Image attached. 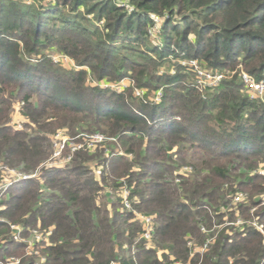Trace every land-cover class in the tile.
I'll list each match as a JSON object with an SVG mask.
<instances>
[{
    "label": "trees",
    "instance_id": "trees-1",
    "mask_svg": "<svg viewBox=\"0 0 264 264\" xmlns=\"http://www.w3.org/2000/svg\"><path fill=\"white\" fill-rule=\"evenodd\" d=\"M150 14L163 17L159 45L148 33ZM55 54L76 68H63ZM189 59L264 79V0H0V163L33 172L52 154L44 132L57 129L109 140L94 155L79 150L67 168L43 169L40 182H17L0 196V262L24 254L10 237L11 221L53 228L43 264L186 262L187 240L201 244L215 234L189 264H264V235L247 221L253 215L264 232V175L256 172L264 167V102L250 99L237 75L200 92L179 63ZM124 78L144 91L161 88L159 103L148 105L131 88L86 84ZM15 103L32 123L50 119L42 134L8 124ZM115 145L131 158L113 153ZM183 167L191 170L180 173ZM106 188L114 200L104 205L98 196ZM237 191L247 201L233 209L228 196ZM133 211L153 217L150 248L137 240ZM238 216L243 225L218 227ZM159 250L169 255L160 259ZM20 264L36 263L24 256Z\"/></svg>",
    "mask_w": 264,
    "mask_h": 264
},
{
    "label": "built area",
    "instance_id": "built-area-1",
    "mask_svg": "<svg viewBox=\"0 0 264 264\" xmlns=\"http://www.w3.org/2000/svg\"><path fill=\"white\" fill-rule=\"evenodd\" d=\"M129 11L132 10V7L129 5H126ZM150 18L153 20L154 24L148 28V33L151 38V41L154 43L156 40L159 44L161 41L160 38V30L161 25L163 22V17H160L156 14H150ZM55 56V55H54ZM52 57L53 61L58 63L61 60H70L67 56L62 54H57L55 57ZM73 63V62H72ZM181 66H184L187 70H189L193 75V86L196 87L200 92L204 91L205 89H210L213 87L218 86L222 81L229 80L232 78L233 75H237L239 82L241 83L244 92L248 95L250 99H257L262 102H264V79L255 80L250 74L245 72L242 67H239L235 71H213L211 69L203 67L199 62H197L194 59L189 60H180L179 61ZM74 68L76 66L73 64ZM171 73H174V69L171 70ZM126 79L120 80L118 82L109 83L105 81L98 82L99 85L102 88H111L114 92L121 93L124 91L125 88H131L134 90L133 96L135 97H141L144 94V90L135 87L131 80L127 79L128 81H125ZM161 98V89H158L155 92L154 100L156 102H159ZM76 137L81 138L83 135L81 133H78ZM52 141H54L52 145V154L49 157V159L43 164L42 169H64L66 165L71 161L72 155L78 150L81 149H92L94 143H99L104 140L103 135L101 133H94L92 135L85 136L82 143H70L68 142L67 136H64V133H62L60 130L56 131L54 135L51 136ZM67 149L69 150L67 155H63V151ZM41 169V170H42ZM1 170L2 171V180L0 182V196H6L7 192L5 190L7 187H11L14 185V183L20 182V181H26L30 179H34L36 177H40L41 171L39 168H37L36 171L24 173L22 171H19L14 168H8L3 167L0 168V178H1ZM191 170L190 167H183L180 170V173H186ZM259 174L263 175V172L258 171ZM96 175L101 174V167L97 168L95 170ZM175 182L178 183L179 179L176 178ZM123 192L126 193L124 197L122 198L123 206L130 210L131 206L130 203L127 200L128 192L124 190ZM230 198L231 206H233V209H236L235 206L238 204L244 203L247 201V195L243 192L237 191L234 194H230L228 196ZM124 198V199H123ZM261 202L260 205L264 206V194L260 197ZM2 206V205H0ZM3 207V206H2ZM232 209V208H231ZM1 210V207H0ZM226 208H222L221 211L224 213L226 212ZM255 211V208L250 209V213L253 214ZM133 220L138 221V223L141 225V232L138 234L137 240H143L145 247L150 248L152 247L151 240H152V234H153V217L150 215H144L139 214L133 211ZM2 221H5L4 219H1ZM6 223L9 225L11 238L16 241L24 244V251L26 255H39L38 250L40 248H43L44 245H50V235L52 232L51 228L48 229H40L39 227L35 228H26L22 224L15 225L14 223L6 221ZM235 225L241 226L243 225V221L238 217L235 219L234 222ZM256 228L264 235L263 228L261 224H258L257 222L252 223ZM202 231H206L205 227H201ZM26 231L27 237L23 238L22 236L24 232ZM215 236H210L209 238H206L205 241L201 244H196L193 240H187V245L190 249L189 258L186 262H182L180 260H175L174 258H170L169 264H189L190 259L193 257V255L200 254L207 252L209 249V246L214 242ZM135 245V244H134ZM134 245H132L131 249L132 252H134ZM124 248H127V245H124ZM41 251V250H40ZM41 254V252H40ZM42 256V254H41ZM43 263L45 262V258L42 257ZM20 259L15 258L14 256H11L10 258H6L4 261L0 262V264H19ZM110 264H121L119 261H111Z\"/></svg>",
    "mask_w": 264,
    "mask_h": 264
},
{
    "label": "rangeland",
    "instance_id": "rangeland-1",
    "mask_svg": "<svg viewBox=\"0 0 264 264\" xmlns=\"http://www.w3.org/2000/svg\"><path fill=\"white\" fill-rule=\"evenodd\" d=\"M152 44H154V43H157L156 42V40L154 41V43L153 42H151ZM156 45H159V44H156ZM57 54H55V56H56ZM54 55H52V57H53ZM54 56V57H55ZM32 59H35V56H32ZM53 60V59H52ZM57 64H59L60 66H62L63 68H65V69H71V68H74V66H73V64L74 63H72V61H70V60H61L60 62H58ZM173 68H171V67H169L168 68V71L167 72H169V73H171V70H172ZM163 71H165L163 68H160L159 69V73H161V72H163ZM193 76V75H192ZM124 79H126L125 81H128L127 79H129V78H124ZM130 80V79H129ZM114 82H116V81H111V82H109V83H114ZM86 84H88V85H91V86H96V87H99L100 89L102 88L100 85H99V83L95 80V79H92V80H89ZM102 89H106V88H102ZM109 90H111V88H108ZM159 89H161V88H159ZM113 91V90H112ZM157 91V90H156ZM155 90H146V91H144V94H143V96H142V98L141 97H138L141 101H144L145 103H148V105H153V104H156V103H159V102H156L155 100H154V97H155V92H156ZM132 92H134V90L132 89ZM10 120H9V122H8V124L9 125H11L12 126V128L13 129H15V130H25L26 132H28V133H30V134H42V132H41V130L39 129V126L41 125V124H43L44 122H48L50 119H47V120H42V121H40V122H37V123H32L31 121H29L27 118H25V117H23L20 113H19V106H18V103H15L14 105H13V111H12V113H11V116H10ZM76 127V126H75ZM58 130H60L62 133H64V136H67V140H68V142H70V143H82L83 142V139L82 138H84L85 136H88V135H92V134H94V133H87V132H85V131H83V130H80V129H78V128H74L73 129V134H71L70 133V130H68L67 128H65V129H57V130H55V131H53V132H44V133H47V135L49 136V138L51 139V143H52V145H53V143H54V141H52V138H51V136L52 135H54L55 133H56V131H58ZM78 133H81L82 135H83V137H81V138H78V137H76V135L78 134ZM95 133H97V132H95ZM101 135H103V134H101ZM104 137V136H103ZM109 140H106V138L104 137V140L102 141V142H99V143H94L93 144V147H92V149H81L82 151H86L87 153V155L88 156H90V155H94L97 151H99V150H101L100 148H102L103 146H105V144L108 142ZM113 149H114V151H113V153H119V154H123V151L119 148V145H115V146H113ZM68 151L69 150H67V149H65L64 151H63V155L64 156H66L67 155V153H68ZM79 151V150H78ZM77 152V151H76ZM105 152H108V151H105ZM123 155H125V156H127V157H129V158H131V154H123ZM73 156L74 155H72V158H73ZM72 158H71V160H72ZM45 162L46 161H44L43 163H41L37 168H39V170L40 171H42L43 169H42V167H43V164H45ZM71 163V161H69V163L66 165V167L65 168H67L68 166H69V164ZM88 165H89V167H91V169L93 170V175L97 178V179H99V175H96L95 174V170L97 169V167H96V164H95V162H94V160H89L88 162ZM3 167H8V168H14V169H17V170H19V171H21V169H20V167H12V166H10V165H8V164H6V163H0V168H2L3 169ZM37 168L34 170V171H36L37 170ZM42 169V170H41ZM63 169V168H62ZM2 171L3 170H1V178H0V182H1V180H2ZM258 171H262L263 172V175H264V167H259V169L258 170H256V172H258ZM40 178V177H39ZM40 180H41V178L40 179H38V182H40ZM118 189V188H117ZM125 189H123L122 190V192H121V194H119V196H122V197H124V195H126V193L125 192H123ZM107 194H106V193ZM105 192L103 191V189L99 192V196H98V203H100V204H104V205H106V203L108 204L109 203V201H112V200H114V199H111V197H109V193H110V188H106L105 189ZM115 194H116V192H115ZM264 194V193H263ZM263 194H261V195H263ZM117 195H118V193H117ZM4 198V197H3ZM124 199V198H123ZM109 206V205H108ZM1 207V209L3 208L2 206H0ZM229 207V205L227 206V208ZM255 212V211H254ZM253 212V213H254ZM225 213H227V210H226V212ZM250 215H251V213H250ZM241 220L242 219H244V218H241L240 216H238ZM237 217V218H238ZM253 215H251V217L249 218V220H247V221H251V223H253V222H256V218L255 217H253ZM1 218V217H0ZM1 219H3V218H1ZM11 222V221H10ZM234 222H235V219L234 220H229L228 219V217H224L223 218V223L221 224V225H219L218 227H222V226H224V227H230V225H234L235 227H239V226H237V225H235L234 224ZM15 225H17V224H15ZM37 227H39V226H37ZM217 226H215L214 228H213V232H216L217 233V231H216V228H218ZM32 228H35V227H32ZM40 228V227H39ZM49 228H51L52 230H53V228L52 227H49ZM41 229V228H40ZM48 229V228H47ZM11 235V234H10ZM216 235V234H215ZM215 235H213V236H215ZM11 237V236H10ZM23 238H25V237H27V234H26V236H22ZM216 237V236H215ZM46 245H44V247H45ZM43 247V248H44ZM43 248H40L39 250H38V253H39V255H26L25 254V251H24V254L22 255V256H19V257H17V256H14L15 258H19L20 259V262H21V258L22 257H32L34 260H35V263L36 264H43V261H42V257L43 256H41V254H40V250L41 249H43ZM162 253H167L168 254V252L167 251H165V250H159V251H157V256L160 258V259H162ZM169 255V254H168ZM7 258H10V257H7ZM170 258L172 259L173 257L172 256H170ZM169 261H170V259L168 260V263L167 264H169ZM20 264V263H19Z\"/></svg>",
    "mask_w": 264,
    "mask_h": 264
},
{
    "label": "bare ground",
    "instance_id": "bare-ground-1",
    "mask_svg": "<svg viewBox=\"0 0 264 264\" xmlns=\"http://www.w3.org/2000/svg\"><path fill=\"white\" fill-rule=\"evenodd\" d=\"M14 184H15V183H14ZM8 188H9V187H7V189H8ZM7 189H6V190H7ZM6 190H5V192H6Z\"/></svg>",
    "mask_w": 264,
    "mask_h": 264
}]
</instances>
